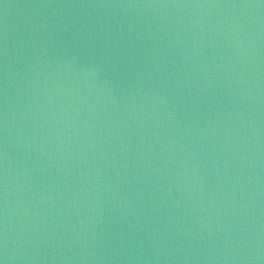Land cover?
<instances>
[{"label":"water","instance_id":"1","mask_svg":"<svg viewBox=\"0 0 264 264\" xmlns=\"http://www.w3.org/2000/svg\"><path fill=\"white\" fill-rule=\"evenodd\" d=\"M0 264H264V0H0Z\"/></svg>","mask_w":264,"mask_h":264}]
</instances>
